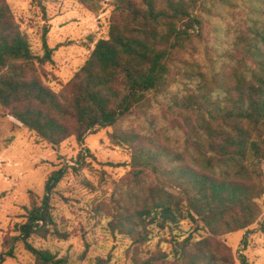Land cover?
<instances>
[{
	"label": "trees",
	"instance_id": "1",
	"mask_svg": "<svg viewBox=\"0 0 264 264\" xmlns=\"http://www.w3.org/2000/svg\"><path fill=\"white\" fill-rule=\"evenodd\" d=\"M77 1L97 10L105 0ZM111 1L108 36L95 42L82 66L55 91L36 66L52 61L48 28L37 56L9 4L0 0V105L52 147L70 137L81 144L100 128H115L130 115L149 117L157 107L169 124L164 142L152 121L145 134L110 133L114 144L129 150L132 187L94 211H105L112 231L130 238L132 264H235L217 237L252 225L264 191V0L253 8V0ZM236 1L243 14L222 37L214 16L218 6L239 7ZM84 153L93 157L87 148L78 152L77 166H71L76 172ZM65 173L62 168L49 175L41 204L18 226L37 264L67 263L28 241L68 237L57 228L49 203ZM182 219L208 235L174 236L170 252L157 248L141 255L138 247L149 241L153 227L173 229ZM261 229L264 234V222ZM106 262L97 257L73 264Z\"/></svg>",
	"mask_w": 264,
	"mask_h": 264
},
{
	"label": "rangeland",
	"instance_id": "2",
	"mask_svg": "<svg viewBox=\"0 0 264 264\" xmlns=\"http://www.w3.org/2000/svg\"><path fill=\"white\" fill-rule=\"evenodd\" d=\"M14 21L30 42L32 52L41 56L42 32L46 26L47 44L55 48L52 61L38 67L42 82L60 91L74 73L82 66L95 42L108 36L109 18L113 9L111 0L102 1L97 10H90L77 0H6ZM239 7L218 6V16L213 22L220 29L233 28L243 14ZM251 7L259 6L253 0ZM213 40L214 36L210 35ZM151 116H128L115 128H100L85 136L83 143L73 137L57 147H52L34 131L29 130L0 105V253L2 264H37L19 238L18 226L27 220L33 205H40L45 194V182L58 169L66 168L63 178L49 195L53 220L59 230L69 233L66 239L48 235L46 238L32 236L29 242L36 248H49L56 258H64L66 264L75 262L94 263L97 257L107 260L105 264H132L133 245L130 238L107 225L109 216L105 211H94L96 205H110L112 198L121 196L132 187V167L126 146L114 144L110 133L114 129L137 130L147 133L150 121L159 128V140L169 126L157 108ZM149 118V119H147ZM172 137L170 130L167 131ZM89 149L90 155L77 166L78 152ZM111 162L112 164H108ZM264 172V166H263ZM264 188V183H262ZM260 208L257 220L247 229L229 232L217 237L230 248L235 264H264V191L256 199ZM40 225H42L40 223ZM195 224L182 219L173 229L153 227L149 241L138 247L141 255L157 248L170 252L173 239L182 240L189 233L193 239L207 236V231H192ZM52 225L50 230H52ZM10 252L9 255H7Z\"/></svg>",
	"mask_w": 264,
	"mask_h": 264
}]
</instances>
